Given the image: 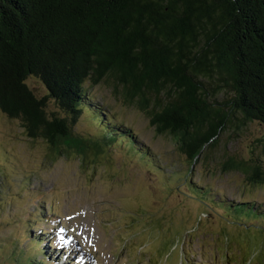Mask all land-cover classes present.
Returning <instances> with one entry per match:
<instances>
[{"label":"trees","instance_id":"obj_1","mask_svg":"<svg viewBox=\"0 0 264 264\" xmlns=\"http://www.w3.org/2000/svg\"><path fill=\"white\" fill-rule=\"evenodd\" d=\"M29 76L48 94L36 95ZM104 80L196 163L229 128L264 124V0H0V111L52 157L102 152L103 142L74 130L87 108L110 146L127 140L148 155L128 127L90 107L85 83ZM224 167L264 184L256 157Z\"/></svg>","mask_w":264,"mask_h":264},{"label":"rangeland","instance_id":"obj_2","mask_svg":"<svg viewBox=\"0 0 264 264\" xmlns=\"http://www.w3.org/2000/svg\"><path fill=\"white\" fill-rule=\"evenodd\" d=\"M26 83L48 94L39 78ZM85 88L90 107L106 109L112 127H128L148 155L127 140L110 146L87 108L74 130L103 142L102 152L83 161L52 157L45 140L30 138L20 119L0 111V264H26L25 255L40 254L30 237L48 231L57 237L44 247L68 264H264V184L224 167L231 156L264 165V124L229 128L192 163L118 88L106 80ZM49 109L59 112L52 99ZM246 201L254 207L236 205Z\"/></svg>","mask_w":264,"mask_h":264}]
</instances>
